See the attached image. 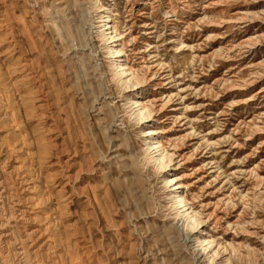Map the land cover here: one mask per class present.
Listing matches in <instances>:
<instances>
[{
  "label": "rangeland",
  "instance_id": "374dc122",
  "mask_svg": "<svg viewBox=\"0 0 264 264\" xmlns=\"http://www.w3.org/2000/svg\"><path fill=\"white\" fill-rule=\"evenodd\" d=\"M0 264H264V0H0Z\"/></svg>",
  "mask_w": 264,
  "mask_h": 264
},
{
  "label": "bare ground",
  "instance_id": "6f19581e",
  "mask_svg": "<svg viewBox=\"0 0 264 264\" xmlns=\"http://www.w3.org/2000/svg\"><path fill=\"white\" fill-rule=\"evenodd\" d=\"M35 2V1H34ZM100 9V8H99ZM60 13H62V12H60ZM106 19H107V21L109 22L110 21V17L109 16H107L106 17ZM62 20V19H61ZM14 26V25H13ZM31 27V26H30ZM43 27V26H42ZM11 28V27H10ZM78 29H79V27H77ZM111 30H114V28L113 27H111ZM47 31V30H46ZM48 32V31H47ZM50 32V31H49ZM67 33H68V35H69V37H73V38H81V34H80V32H77L76 31V28L75 29H73L72 27L70 28V27H68L67 28ZM117 33V32H116ZM52 35V34H51ZM41 36V35H40ZM110 39V38H109ZM108 39V40H109ZM107 40V39H106ZM53 41V40H52ZM107 42V41H106ZM121 53V51L119 50V49H115V50H113L112 51V54L114 55V56H117V55H119ZM115 67V66H114ZM128 74H129V76H132V72H131V69L129 68L128 69ZM126 88V87H125ZM41 98H43V97H41ZM46 98V97H45ZM47 100V99H46ZM45 101V100H44ZM43 101V102H44ZM44 104V103H43ZM136 105H139V107H141L142 109H145V107H144V105L142 104V103H139V102H137L136 103ZM139 119V118H138ZM158 145H159V143H158ZM161 167V166H160ZM142 168V167H141ZM179 198V197H178ZM174 205V204H173ZM178 207H180V208H184V201H183V199L182 198H180L179 199V201H178ZM179 209V208H178ZM180 210V209H179ZM188 216V215H187ZM193 218V217H192ZM197 224V223H196Z\"/></svg>",
  "mask_w": 264,
  "mask_h": 264
}]
</instances>
